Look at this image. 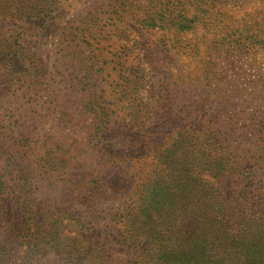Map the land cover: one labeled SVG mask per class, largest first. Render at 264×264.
I'll use <instances>...</instances> for the list:
<instances>
[{"label": "rangeland", "instance_id": "1", "mask_svg": "<svg viewBox=\"0 0 264 264\" xmlns=\"http://www.w3.org/2000/svg\"><path fill=\"white\" fill-rule=\"evenodd\" d=\"M171 1L191 30L139 21L149 0L0 12V264H158L155 171L236 192L264 264V0Z\"/></svg>", "mask_w": 264, "mask_h": 264}, {"label": "trees", "instance_id": "2", "mask_svg": "<svg viewBox=\"0 0 264 264\" xmlns=\"http://www.w3.org/2000/svg\"><path fill=\"white\" fill-rule=\"evenodd\" d=\"M47 1L0 0V12L23 11L32 3ZM171 3V0H149L150 9L156 11L139 21H150L154 27L191 30L195 16L189 15L182 19L170 17L168 11L171 8L168 5ZM163 178L168 179L160 171L153 172L148 185V199L152 205L161 207L167 206L175 198V232L155 238L158 239L156 245L160 248V253L166 254L157 257L158 264H259L256 257L248 256L244 246L243 227L233 210L232 198L237 195L236 192L228 197L223 195L222 189L211 187L208 189L209 194H204L200 181L182 179V186L178 184V191L172 194L167 185L161 186ZM193 180L195 184L188 185ZM186 187L190 189L187 190ZM193 187L197 188L196 191L191 190Z\"/></svg>", "mask_w": 264, "mask_h": 264}]
</instances>
